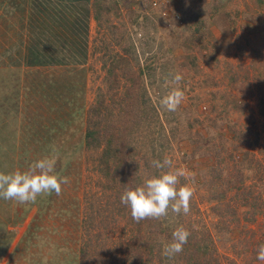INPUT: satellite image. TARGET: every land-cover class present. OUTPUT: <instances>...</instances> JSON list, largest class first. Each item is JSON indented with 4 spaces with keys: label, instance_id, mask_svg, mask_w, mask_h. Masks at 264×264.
<instances>
[{
    "label": "rangeland",
    "instance_id": "1",
    "mask_svg": "<svg viewBox=\"0 0 264 264\" xmlns=\"http://www.w3.org/2000/svg\"><path fill=\"white\" fill-rule=\"evenodd\" d=\"M95 11L88 65L34 73L19 86L16 136L29 140L37 132V138L25 141V149L23 144L3 148L0 172H23L34 161L58 154L55 171L70 182L60 195L37 198L39 205H16L13 227L19 232L29 222L44 230L57 227V234L49 232L62 247L63 264H136L129 257L141 241L132 242L131 230L142 241L152 235L166 243L167 233L153 231L172 233L180 226L210 234L214 264H264L256 258L264 244V0H94V17ZM176 73L183 77L179 85L171 83L170 74ZM173 87L182 89L184 99L170 112L162 101ZM129 102L136 107H127ZM124 113L137 123L123 133ZM96 120L123 129L118 146L124 148V160L118 161L115 181L102 172L107 143L95 150L86 145L89 122ZM234 132L242 142L226 139ZM165 158L172 170H185L180 184L194 190L187 215L169 210L167 217L133 222L108 205L124 188L168 171L152 166ZM221 195L220 205L211 201ZM90 217L95 223L88 234ZM55 242L40 247L52 249Z\"/></svg>",
    "mask_w": 264,
    "mask_h": 264
},
{
    "label": "crops",
    "instance_id": "2",
    "mask_svg": "<svg viewBox=\"0 0 264 264\" xmlns=\"http://www.w3.org/2000/svg\"><path fill=\"white\" fill-rule=\"evenodd\" d=\"M93 1L0 0V133L5 134V137H0V156L3 148L10 150L14 145L19 148L23 144L25 149L28 141L33 142L37 138V132L33 138L29 136V140L16 136L19 86H26L34 73L83 69L89 64L92 29L95 27ZM21 94L25 95V92ZM13 131L16 138L12 137ZM7 202L0 199V222L3 221L0 223V264H63L64 259H58L62 247L56 245L57 239L49 232L52 230L57 234L58 228L46 225L48 229L44 230V225L29 222L28 227L24 225L19 232L10 219L19 203L14 201L9 206ZM39 204L40 201L21 205L31 207ZM1 209L4 218L1 217ZM29 227L33 228L28 230ZM34 238L36 242L31 243ZM53 239L56 248L50 249L47 244L42 247L44 251H40L41 242L45 244ZM29 240L30 244H27ZM34 250L39 253H34ZM49 251L56 253V257L48 254Z\"/></svg>",
    "mask_w": 264,
    "mask_h": 264
},
{
    "label": "clouds",
    "instance_id": "3",
    "mask_svg": "<svg viewBox=\"0 0 264 264\" xmlns=\"http://www.w3.org/2000/svg\"><path fill=\"white\" fill-rule=\"evenodd\" d=\"M171 83L179 85L183 77L170 74ZM184 99V92L173 87L164 97L163 106L175 112ZM58 154L38 159L31 163L26 171L0 172V198L12 200L19 204L35 203L40 196L60 195L62 185L69 183V178L55 171ZM160 175L147 178L143 184L134 188H126L121 195V203L130 208L132 219L140 222L145 219H161L167 217L169 210L175 215H187L194 190L187 184H180V178L186 176L184 169L172 170V161L165 158L162 162L152 161ZM191 233L183 226L172 232V241L164 245L162 255L172 259L183 251ZM257 260L264 262V244L258 246Z\"/></svg>",
    "mask_w": 264,
    "mask_h": 264
},
{
    "label": "trees",
    "instance_id": "4",
    "mask_svg": "<svg viewBox=\"0 0 264 264\" xmlns=\"http://www.w3.org/2000/svg\"><path fill=\"white\" fill-rule=\"evenodd\" d=\"M101 5H104V3H101ZM105 8L106 6L104 5L103 7L99 9L104 10ZM96 12L97 11H95V18H97ZM194 61L195 59L192 62L194 63ZM117 69L118 68L116 64L112 67L110 76L114 77L116 75ZM262 102L264 101L262 100ZM127 107L133 108L136 106L133 104V102H129L127 103ZM100 110H101V107H98V108H95L93 112L97 113L98 115L99 114L98 111ZM261 112L264 114V103L261 108ZM123 115L127 117L126 113H124ZM135 120L136 119H134L133 117L130 118V115H129V118L127 117V119L124 120V123H125V124L123 123L124 128H125L124 130L122 129V127L121 129L115 128V127L106 128V124H103L104 123L103 121L100 122L96 120V122H93V123L91 121L89 122L90 124L88 127V131L86 133V136H85L87 148L95 150V149H98V147L102 145L103 141L107 143L105 145L106 147L104 148L101 154V167H102V172L104 173V175L110 177V179L113 181H115L116 179L113 176L116 173L121 172L119 167L122 164L118 161L124 160L123 159L124 148L118 146V143H119L118 141L120 139L122 140L124 139L119 134H121L122 130H123V133L128 131L129 125L133 124ZM136 123L137 121L135 122V124ZM101 124L103 126H101ZM226 139L230 141L231 143H237V144L243 141L241 134L240 133L235 134V132L230 138L227 136ZM221 140L224 141V139L222 138ZM124 166L122 168L123 169L122 172L126 173V170H125L126 167ZM122 181H123V185L127 187V183L125 182V180L123 179ZM125 189L126 188H124L123 190ZM224 198H225V195H221L217 198L214 197L213 199H211V201H217V202L219 201L218 205H220L221 201ZM117 202L118 204H116ZM108 205L117 206V208L119 209L118 214L122 215L124 212V215L128 214L129 218L132 217L131 211H129V207L121 203V195H118L113 203L108 202ZM231 213H233V215L236 216V212L234 210H232ZM97 214L101 215V212L99 211ZM86 220L88 221L86 233L90 234L93 232V230H89L88 227L89 225L90 226L94 225L95 219H92V217H90V218H86ZM103 221H104V218L102 219V223ZM149 221H153V219L142 220V223H148ZM137 229L139 232L141 231L140 227ZM130 233H132L131 235L132 242L134 241L138 242V240L141 241V243H138L137 246H134V249L136 248L135 249L136 251L130 254V257H129L131 262H133V260H136V264H151L152 261H154L157 258L159 259L160 264H173V263L180 264L181 261L183 262V264H214L215 263L213 261V256H214L213 250H211V244L213 242H212V239L209 233H206L203 231L200 233V232H197V230L193 228L192 231L190 232L191 235L189 236L187 243L184 244L183 246V251L179 253L178 255H176L175 257H173L172 259H168L162 256V250H163L164 245L172 241V233L166 232L165 229L164 230L160 229L159 231H156V232L153 231V234L157 236L158 235L163 236L164 234L166 235L167 233V235L165 236L166 243L163 242V237L154 238V236L152 237V235H148L149 237L146 238V240L142 241L141 240L142 236L140 235L135 236V233L133 230H131ZM206 234L209 235L208 238H204ZM87 254L88 252L84 254V256H87ZM145 254L147 255L145 256ZM124 264H130V262L126 260L124 261Z\"/></svg>",
    "mask_w": 264,
    "mask_h": 264
}]
</instances>
